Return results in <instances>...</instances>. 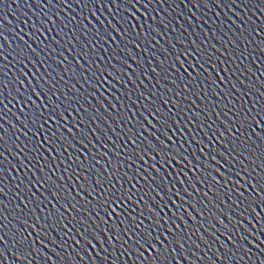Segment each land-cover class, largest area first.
<instances>
[{
  "label": "water",
  "instance_id": "1",
  "mask_svg": "<svg viewBox=\"0 0 264 264\" xmlns=\"http://www.w3.org/2000/svg\"><path fill=\"white\" fill-rule=\"evenodd\" d=\"M22 56L31 62L25 58L20 63ZM29 96L42 113H63L64 121L56 115L55 123L44 125L47 132L64 123L58 147L45 145L49 151H37L30 144L35 138L26 119L34 111ZM161 96L177 113V124L168 132L171 140L165 143L188 157L180 164L172 162L177 173H187V179L179 177L187 192L181 191L182 199L173 197L176 205L168 207L148 186L157 177L152 166L161 174L164 170L159 156L144 144L145 139L153 144L156 140L141 115H147L144 105L160 102ZM0 99V264H147L155 253L149 249L138 255L143 250L134 245L138 229L132 223L143 220L149 230L155 225L145 204L158 213L161 228L155 235L166 227L165 220L172 232L183 235V250L175 243L170 246L167 255L175 256L171 264H264V205L252 203L259 200L253 177L264 176L256 167L264 160V145L252 135L241 149L243 155L224 147H231L234 137L237 144L247 141V134L240 139L238 122L264 110V0H0ZM74 101L84 108L69 115L65 105L77 108ZM139 124L143 129L137 136ZM134 145L143 149V160L135 155ZM42 172L50 178L45 187ZM125 173L134 177L132 183L127 178L117 183ZM209 176L219 181L221 193H228L220 197L223 203L209 191ZM197 177L204 182L198 183ZM166 178L169 187L176 182L175 173ZM81 184L96 191L90 196ZM132 184L139 191L136 203L125 202L132 210L121 212L125 225L115 213L109 218L110 210L99 202L112 185L131 189ZM153 187L165 195L158 185ZM180 189L176 183L175 190ZM52 191L60 197H53ZM237 192L247 199L241 202ZM53 207L65 227L59 226L61 217L49 223ZM25 224L36 231L29 227L25 232ZM17 233L30 234L32 247L16 244ZM160 239L169 247L163 236Z\"/></svg>",
  "mask_w": 264,
  "mask_h": 264
},
{
  "label": "snow or ice",
  "instance_id": "2",
  "mask_svg": "<svg viewBox=\"0 0 264 264\" xmlns=\"http://www.w3.org/2000/svg\"><path fill=\"white\" fill-rule=\"evenodd\" d=\"M112 2L113 4H115L116 0H112ZM129 3H131V0H129ZM132 6L135 7L134 4ZM129 15H132V14L129 12ZM109 27H112V30L116 31V28L113 27L111 24H109ZM121 27H123V25H121ZM133 28H135V26H133ZM57 34L59 35V33ZM100 38L103 39V37H100ZM28 47H29V50H31V46L29 45ZM185 51L188 56L192 55L191 51L187 49ZM17 55H20V53H17ZM25 58H28V57L22 56L20 63H23V60ZM28 59H29V62H31L30 58ZM201 59H203L202 55H201ZM197 63H199V61H197ZM205 63H208V61H205ZM193 70L195 71V69ZM204 71L207 72V69H204ZM75 75H78V74L74 73V76ZM106 75L111 76V73L108 72L106 73ZM104 76H105V73H102L101 77H99L98 79H103ZM104 82L106 83L107 81L105 80ZM102 86L103 84H101V87ZM40 91L44 93L45 97H47L48 93L44 92L43 88H40ZM32 95L33 96L36 95L35 89L33 90ZM14 98L15 97H13V99ZM37 99H39V96H37ZM26 100H27V103L32 104L33 109H34V111H30L29 115L26 117L28 121H31V128H29L27 123H25L24 125L25 128H29V132L31 133V136L35 138L34 141H30V144H32L36 148L37 151H39V149L41 148H43L44 151H49V148L45 147V145H49V147H58V145H56L55 142L57 140H61L60 129L64 128V123H61L59 127H57L55 130H49L47 132L45 131L44 125L48 124L49 121H52L53 123H55L56 115L59 116V119L61 121H64L65 118H64L63 113L60 112L58 109L55 110V115L50 114L47 109H44V112L42 113L41 105L34 104L32 102L31 96L27 97ZM49 103H51V101H49ZM74 103L78 104L77 108H73L71 104L65 105V110L68 111L69 115H71L73 111H78L79 109L84 108L83 104H79L76 101H74ZM161 103L163 104V107H161ZM168 103L169 101L164 100V97L161 96L160 102H157V103L150 102L149 104L144 105V113H147V115H144L143 113H141V115H143L144 122L147 123L153 129L152 136L156 140V144H153L149 140L145 139L144 144H146L148 149L155 152L156 155L159 156L160 167L161 169L164 170V174H161L155 168V165L152 166L153 171L157 172V177L153 178V184L158 185L163 190L165 195H161V192L157 191V188L153 187V184H149L148 186L152 189V192H155L156 196L159 197L160 201L163 204V207H168L169 203L176 205V200L173 199V197L182 199L180 195L181 191L187 192V189L183 187L184 181L179 180L180 175H184L185 178L187 179V173L183 172V170L177 173L172 162L175 161L176 164H180L181 159L187 161L188 157L186 155L182 156L179 150H177L175 147L169 148V145L165 143V140H171V137L168 136V132L172 130L173 125L177 124V120H176L177 113L172 112L171 109L167 108ZM171 103L174 108L179 109L180 106L177 104L175 100L171 101ZM3 104H4L3 99H0V105H3ZM4 107H6V105ZM257 116L259 117V119L256 118ZM149 117H151V119H149ZM41 121H43V123H41ZM238 123H239L238 130L241 131L240 139L243 140L244 135L247 134L248 140L245 141L244 143L237 144L236 138L234 137L231 142V147H229L228 144L224 145L225 148L229 149L230 153L235 152L237 155H243V152L241 151V149L245 147V144L251 143L252 135H255L257 140H261L262 145H264V110L257 109L256 116H252L251 119L245 117L241 119ZM253 124H255V127H253ZM233 126L236 127V124L234 123ZM73 128H76L75 123H73ZM141 129H143V124H139V126L137 127V131H136L137 136H140ZM144 130L146 131V129ZM77 131L79 130L77 129ZM157 132L159 133V136H157ZM40 135H43L44 137L43 143H41L40 141ZM69 135H71L70 130H69ZM81 135L85 137L87 136L86 133H81ZM220 135L221 137H223V133H220ZM160 136L164 137V139L163 140L159 139ZM99 139L100 137H97L98 141ZM128 139L129 141H133L132 136H129ZM89 143H91V140H89ZM69 147H71V145H69ZM182 147L183 146L181 145V148ZM134 149H135V155L140 160H143V155H141V152L143 151V149L139 145H134ZM220 154L223 155V153H220ZM144 155H147V153L145 152ZM261 156L264 157V148H262ZM42 158H43V154L41 153L40 159ZM128 159L132 161L131 156H129ZM212 159L213 161H215V156H213ZM235 159L236 157L233 156L232 160H235ZM245 159H247L246 156H245ZM134 162L135 161H133V163ZM226 162L231 163V161H228L227 158H226ZM110 163H114V162H110ZM77 166L79 167V164ZM137 167H139V165H137ZM256 167L260 168L261 171L264 172V160H262L260 164H257ZM205 168H207V165H205ZM169 169H171L172 171H168ZM115 170L116 169L113 168V172H115ZM144 170L148 171L147 168H145ZM196 171H199V168H197ZM212 171H216V170L213 169ZM173 173H175L176 175V182L172 183L171 187H169V181L166 178V176L171 177ZM236 174L239 175V173H236ZM136 175H140V173L137 172ZM41 177H42L41 187H45L46 185L49 184L50 178L43 176V172L41 173ZM122 178H127L128 183L130 184L132 183V179H134V177H127V174L125 173L123 177H119V176L117 177V183H119V180ZM141 179H144V177H141ZM196 179L198 183L202 184L204 182L200 177H197ZM208 179H211L213 181V183L209 186V191L213 192L216 199L220 200V202L223 203L220 197L222 195H228V193L220 192V187H218L219 181L216 180L215 176H209ZM253 179H255L257 182V186L254 187L253 191L256 192V196L259 197V200L257 202L255 199H253L252 203H257V206L264 205V176H254ZM85 180H87V177H85ZM176 183L181 184L180 190H175ZM249 183H251V181H249ZM97 184H100L99 180L97 181ZM51 185L53 188L55 187L54 182H51ZM189 187L195 189V186L192 185L191 183H189ZM224 187H227V185H224ZM25 188L28 192H31V189L27 188V185H25ZM80 188L82 191L88 192V195L90 196H92V194L96 191V189H92L90 185L86 187L84 184H81ZM133 189H135L136 191H133ZM138 191L139 189H136V184H132L131 189H128L124 187L123 185H121L120 188H116L115 185H112L106 190L103 200L100 201L99 203L102 209L104 208V206H106L110 210L107 213L109 215V218H111L112 213H115L117 218L120 219V223L126 225L128 221L122 218L121 212L132 211L131 209H128L127 204L125 202L131 201L132 203H136V201L134 200V196L136 195V192ZM107 193H111V195H108ZM51 194L55 198L60 197V193L58 191H52ZM41 195H43V193H41ZM65 195L69 203H71L72 201L71 195L67 193H65ZM76 195L81 196V193L77 192ZM148 195H149V198L151 199V193H149ZM237 196L241 198V202H243L244 199H247L243 197L242 194L239 192H237ZM83 199H84L83 196H81V200ZM93 199H95V196H93ZM140 199L144 200V196L141 195ZM202 202L203 201H201V203ZM87 203H91V201H88ZM153 203H155V201H153ZM113 205H115V207H113ZM121 205H124L122 209H121ZM156 206L157 208H160L161 211H163V208H161L159 204H157ZM61 207H65V205H61ZM73 207L75 208V205H73ZM177 207L179 206L177 205ZM192 207H196V205L193 204ZM249 207L250 208L252 207L251 203L249 204ZM145 208L147 212L150 213L151 217L155 218L156 223L154 226L151 227V230H149L147 226H142L143 220H141L139 224H136L134 220L132 221L133 227L135 229H138V233L136 234L134 245L138 246L139 249L143 250V251H139L138 255L143 256L144 252L148 251L149 249H152L155 255L151 257V259L147 262V264H171V260L174 259L175 256L173 254L172 258H169V256L167 255L168 252L170 251V246L172 243H175L178 247H180L183 250V244L181 243V241L183 240V235L180 234L178 231L175 233L172 232L171 227H167L168 225L167 220L164 221V224L166 227L160 230L159 235H155L156 230L161 228L158 213L153 208L149 207L147 204H145ZM118 209H120V211H118ZM76 211H79V209L76 208ZM252 211H255V209L253 208ZM137 215H141V213H137ZM53 217H61V214L56 211L55 207H53L52 214L47 217L49 223L55 224L56 220ZM147 218L148 217H145V219ZM189 219H192L190 214H189ZM257 219L259 222V217ZM174 222L175 221L173 220V223ZM35 223L39 224L40 221L36 220ZM79 223H83V221H79ZM181 223H183V221H181ZM59 226L65 227V225L62 222V217H61V223ZM29 227H32L33 231H36V228L32 224H25V232L27 231V228ZM185 228L187 229V225H185ZM227 230L231 231L230 228ZM0 231H3V228H0ZM112 231L115 233L116 229L113 228ZM165 231H167V235H165ZM5 235H8V233L5 232ZM161 236L164 237L165 241H168L169 247L167 248L163 247V245L161 244V239H160ZM17 237L18 238L16 239V244H18L21 248L32 247L30 234L28 236H23L20 233H17ZM116 238L118 240L120 239L118 234ZM9 239H13V237H9ZM0 242H3V237H0ZM88 243L91 244V241H88ZM124 243H127V241H124ZM157 245H161L160 250H157V247H156ZM133 251H136V248H133ZM0 255H2V253H0ZM176 264H179L178 260L176 261Z\"/></svg>",
  "mask_w": 264,
  "mask_h": 264
}]
</instances>
